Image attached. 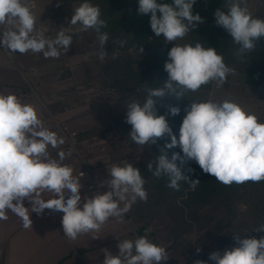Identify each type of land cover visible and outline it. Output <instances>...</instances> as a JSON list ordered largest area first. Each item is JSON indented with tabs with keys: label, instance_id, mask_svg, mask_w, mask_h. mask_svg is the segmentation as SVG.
Segmentation results:
<instances>
[{
	"label": "clouds",
	"instance_id": "1",
	"mask_svg": "<svg viewBox=\"0 0 264 264\" xmlns=\"http://www.w3.org/2000/svg\"><path fill=\"white\" fill-rule=\"evenodd\" d=\"M196 3L197 0H138V13L150 15L154 35L163 36L173 46L164 64L167 79L163 86L144 88L143 102L134 100L126 104L125 122L131 125L128 137L139 146L170 137L161 149L162 154L156 157L155 166L149 162L147 168L157 179L166 177L167 186L174 190H179L181 181L190 183L193 189L200 183L183 171L189 161H195L204 173L224 185L264 181V121L236 102L190 101L185 107L179 138L166 116L157 115L158 106L166 99L183 100L187 92H196L212 81L220 87L234 71L214 47L206 48L200 42L174 43L204 23L199 13L193 14ZM34 7L35 0H0V48L9 55L32 52L42 53L45 59L59 58L61 50L69 51L76 33L67 29L55 39L46 38L36 29ZM214 20L239 46L235 53L238 57L254 50L256 41L264 37V18L254 17L246 0H226V10L215 9ZM77 24L82 26L81 31L92 29L97 33L99 59L103 60L109 35L101 31L107 25L99 6L83 0L68 22ZM117 43L122 47L125 41ZM168 110L172 116L180 113L177 106L170 105ZM64 143L63 137L44 126L32 104L24 103L13 93H0V221L7 220V212L11 211L27 229L32 227V213L43 214L48 209L63 213L64 236L75 240L80 234L98 232L112 217L123 220L137 200L147 202L146 180L129 162L107 169L108 178L100 182V187L107 186V191L97 190L82 197L83 173L78 178L73 168L63 163L72 150L60 151L58 159L49 153V148H59ZM177 146L183 155L174 152L169 158L165 149ZM191 171L189 168L188 172ZM44 192L52 193L54 198L42 199ZM25 199L30 207H25ZM255 232H264V225ZM233 239L235 246L226 248L223 254L211 252L209 260L214 264H264V236L257 239L235 234ZM117 247L115 255L102 249V264H164L169 259L165 247L147 236L118 240ZM195 264L207 262L197 260Z\"/></svg>",
	"mask_w": 264,
	"mask_h": 264
},
{
	"label": "trees",
	"instance_id": "2",
	"mask_svg": "<svg viewBox=\"0 0 264 264\" xmlns=\"http://www.w3.org/2000/svg\"><path fill=\"white\" fill-rule=\"evenodd\" d=\"M64 1L70 3L83 0ZM90 2L99 6L101 18L107 25L101 31L107 32L109 35V40L104 46L106 56L100 63L99 72L104 86H127L129 96L125 97L128 99L126 104L134 100L143 102L146 95L144 88L161 87L166 81L167 73L164 70V64L173 43L165 41L163 36L154 35L150 27V15L138 13V0H90ZM165 2H170V0H165ZM217 8L226 10V0H197L193 14L199 13L206 19V23L190 30L185 38L188 43L193 45L200 42L206 48H216L217 53L223 56L227 66L245 59L247 69L244 82L250 85H259L264 80V61H250L252 58L249 56L255 55L253 50L239 57L235 54L239 46L233 42L223 28L215 24L214 11ZM84 33L91 34L93 39L99 42L94 30L89 29ZM118 41H125V43L121 47L117 43ZM141 47H143V52L140 53ZM259 54L264 57V45L259 48ZM142 85H144L143 88H141ZM211 88L212 83L210 82L198 91L211 90ZM191 93V91L187 92L183 100L177 101L169 98L158 106L157 115L166 116L177 138H179V129L186 114L185 107L192 101ZM126 104L119 114L116 127L129 133L131 125L125 122ZM170 105L179 107L180 113L172 116L168 110ZM111 130L113 129L109 128L107 132ZM93 136L103 138L105 134L104 132H89L80 136L77 135V139L82 140ZM77 139L74 143L78 142ZM166 142H170V137L158 139L157 143L152 145L150 143L143 146L137 145L141 149V154L133 166L140 170L142 177L146 180L144 187L148 193V199L147 202L137 200L125 216L141 236L144 235V230L152 222L166 217L172 223L171 230L174 237L180 239L186 233L194 229L202 230L210 223L208 220L210 213L205 212L208 205L215 203L214 210L219 211L222 207L226 208L228 198L239 190L254 186L264 188V181L224 185L218 182L215 177L204 173L198 164H196L194 173L188 172V169L191 168V161L183 166V171L190 179H199L200 183L193 189L190 183L181 181L179 190L169 188L166 177L157 179L147 168L149 162L155 166V159L162 154L161 149ZM165 151H167L169 158L174 152L183 155L179 146L165 149ZM177 163L179 164V161ZM218 200L219 203H216L215 201ZM262 206L264 210V204ZM225 213L228 216H223L216 221L217 223L214 222L210 225L207 233L213 232L212 227L217 228L218 224H222L226 218L236 217V213L231 208L225 210ZM262 219L264 221V217ZM213 233L212 236L216 234Z\"/></svg>",
	"mask_w": 264,
	"mask_h": 264
},
{
	"label": "crops",
	"instance_id": "3",
	"mask_svg": "<svg viewBox=\"0 0 264 264\" xmlns=\"http://www.w3.org/2000/svg\"><path fill=\"white\" fill-rule=\"evenodd\" d=\"M59 1L61 0H35V7L32 9L48 14L46 25L39 27L37 23L36 29L49 39H55L60 31L70 29L65 14L68 13L69 5ZM254 2L251 1L250 6L252 4L254 7L256 5ZM256 15L262 18L261 13L254 14V17ZM71 46L67 53L61 50L59 58H40L35 62L23 59V65L14 55H9L6 50L0 48V93H13L24 103L32 104L44 126L65 139V143L59 148H49L52 158L58 159L60 151L67 152L71 149L72 155L66 156L63 163L73 168L74 176L79 178L78 173L89 164L93 166L94 171L96 168L102 171L101 174L106 180L108 178L106 167H109L110 171L113 164L119 163L113 161L103 164L100 159L105 160L104 155L92 153L93 146L100 144L97 136L82 140H78L76 136L78 141L75 143L76 147L73 149L71 147V140L75 141L71 138L73 133L80 136L98 126L95 113L88 111L84 101L81 102L79 99L77 105L66 103L72 94L70 87L72 77L69 70L65 71V67H70ZM33 54L39 53L28 52L18 55L28 58ZM27 73L34 81H31ZM261 84L263 82L255 88L258 89ZM96 176L101 182L97 173ZM81 184L82 197L91 196L97 190L107 191L105 187H100V183L90 189L87 179L81 178ZM41 198L47 200L54 197L52 193L44 192ZM123 203H120V206ZM24 205L31 206L27 199ZM62 215L63 213L48 209L43 214L32 213V227L25 229L21 219L8 211V219L0 221V264H102L105 258L102 249L106 248L115 255L119 251L118 240L129 239L128 236L132 234L126 225L128 221L130 225L133 224L126 216L123 220L112 217L98 232L80 234L77 239L70 240L64 236L62 230Z\"/></svg>",
	"mask_w": 264,
	"mask_h": 264
},
{
	"label": "rangeland",
	"instance_id": "4",
	"mask_svg": "<svg viewBox=\"0 0 264 264\" xmlns=\"http://www.w3.org/2000/svg\"><path fill=\"white\" fill-rule=\"evenodd\" d=\"M61 1L69 5V8H67L68 13H65L68 23L72 13L83 1L70 3L64 0ZM251 1H255L254 3H256V5L254 7L252 4L250 6L249 3H251ZM251 1L246 0L249 12L253 16L254 14L261 13L262 18H264V0ZM32 11L36 17V24L38 23L39 27L45 26L48 14L36 10ZM256 17L258 16L256 15ZM202 18L204 19V23L199 25H204L206 23V19L204 17ZM69 26L70 31L76 34H73L70 67H65V71L69 70L72 77L70 84L72 94L69 97V102L66 103L77 105L80 99L81 102L84 101L86 103L88 111H91L93 114L95 112L98 126L88 132H104L105 134L103 138L97 136V138L100 139V144L93 146L94 152H92L93 154L104 155L103 158L105 160L100 159L103 164L113 161L118 162L119 165L126 164L127 162L134 164L139 159L141 149L130 137H128L129 133L116 127L119 114L125 106V102L128 100L125 97L129 96V90L127 86H104L103 79L99 76L100 63L103 62V60L99 59V42L93 39L91 34H86L84 31H81V25ZM174 43L185 44L188 43V41L184 37ZM263 45L264 37L256 41V48L253 50L255 55H253V57L249 56V58H252L250 61H264V57L259 54V48ZM14 56L22 65L24 64L23 59H30L32 62L38 61L40 58L44 59L41 53L29 55L28 58L20 57L18 54H14ZM82 59H84V61ZM228 67L232 68L234 71L227 76L226 82L222 86L218 87L217 83L212 81L211 90L192 92V100H212L214 102H220L225 99H230L239 104L246 112L255 114L259 121H264V80L262 81L263 84H261L258 89L255 88V86L258 85H250L244 82L247 69L245 59L236 62V64H229ZM27 74L31 79L29 73ZM31 81H34L33 78ZM79 91L80 93H78ZM109 128L113 130L107 132ZM77 134L78 133H73L71 138L76 139L75 137ZM74 145V141L71 140L72 149L76 147ZM114 157L116 158L115 160ZM90 166L93 168L92 165ZM106 168L109 169V167ZM192 168L196 170L195 161H191V169ZM95 172L103 181L104 176L101 174L102 171L96 168ZM104 187L107 189V186ZM215 202L219 203V200ZM226 204V208L222 207L219 211L214 210L216 206L215 203L208 205L205 212L207 214L210 213L208 215L210 223L207 224L204 229H194L186 233L180 239L174 237L171 230L172 223L166 217L156 219L152 222V224L145 229L148 230V234H144L143 236H147L153 242L165 247L169 259L164 262V264H195L197 260L206 261L207 264H214L213 261L209 260V254L213 251H220L221 254H223L226 248L235 246V241L233 239L235 234H240L241 236L248 235L249 237L254 236L257 239L264 236V232H255L258 227L264 225L262 219L264 217V210L262 209V205L264 204L263 187L254 186L243 188L229 197ZM121 207H123V205ZM228 208H231L236 213V217L226 218L222 224H218L217 228L212 227L213 232L216 233L214 236H212L213 232H210L211 235L207 233L210 225L223 216H228L225 213V210ZM126 226L132 233L128 236L129 239H135L137 237L136 233L139 234L135 227L130 225L129 221ZM197 249L200 250L197 251Z\"/></svg>",
	"mask_w": 264,
	"mask_h": 264
},
{
	"label": "built area",
	"instance_id": "5",
	"mask_svg": "<svg viewBox=\"0 0 264 264\" xmlns=\"http://www.w3.org/2000/svg\"><path fill=\"white\" fill-rule=\"evenodd\" d=\"M192 170L193 171H191V173H194L195 172V169L192 168ZM82 173H83V176H82ZM78 176L79 177L82 176L83 179H87V181L89 182V186L88 187L90 189H93L96 184H99L100 183L98 177L96 176V173H95L94 169L89 164H86V168L83 169L82 171H80L78 173ZM135 233H136V231H135ZM144 234L147 235L148 234V230H145ZM136 235H137V237L140 236L137 233H136Z\"/></svg>",
	"mask_w": 264,
	"mask_h": 264
}]
</instances>
